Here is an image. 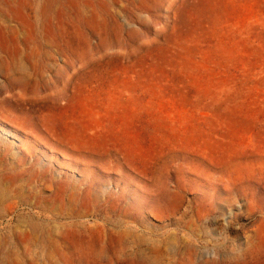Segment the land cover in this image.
Here are the masks:
<instances>
[{
    "label": "rangeland",
    "instance_id": "374dc122",
    "mask_svg": "<svg viewBox=\"0 0 264 264\" xmlns=\"http://www.w3.org/2000/svg\"><path fill=\"white\" fill-rule=\"evenodd\" d=\"M0 201V264H264V0H0Z\"/></svg>",
    "mask_w": 264,
    "mask_h": 264
},
{
    "label": "bare ground",
    "instance_id": "6f19581e",
    "mask_svg": "<svg viewBox=\"0 0 264 264\" xmlns=\"http://www.w3.org/2000/svg\"><path fill=\"white\" fill-rule=\"evenodd\" d=\"M1 202V201H0ZM0 205H2V204H0ZM4 206V205H3ZM5 208V207H4Z\"/></svg>",
    "mask_w": 264,
    "mask_h": 264
}]
</instances>
